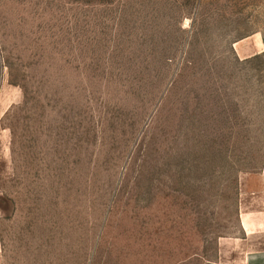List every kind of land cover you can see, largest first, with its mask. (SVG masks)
<instances>
[{
	"label": "rangeland",
	"instance_id": "rangeland-1",
	"mask_svg": "<svg viewBox=\"0 0 264 264\" xmlns=\"http://www.w3.org/2000/svg\"><path fill=\"white\" fill-rule=\"evenodd\" d=\"M254 35L264 0H0V264L230 234L237 177L264 168V52L233 50Z\"/></svg>",
	"mask_w": 264,
	"mask_h": 264
},
{
	"label": "crops",
	"instance_id": "crops-1",
	"mask_svg": "<svg viewBox=\"0 0 264 264\" xmlns=\"http://www.w3.org/2000/svg\"><path fill=\"white\" fill-rule=\"evenodd\" d=\"M233 50L237 58L247 60L264 52V41L260 36L254 35L235 43ZM6 93L7 90H3L1 106L8 102ZM3 110L4 107L0 114ZM1 135L5 136V131ZM3 146L5 150L7 144L4 143ZM12 173V162L4 153L0 157V177L10 179ZM4 198V193L0 191V201ZM0 212L7 213L3 209ZM165 242L166 248L159 246L160 242L155 239L150 241L149 264H159V259L165 256L166 262L161 260V264H264V168L257 172L242 173L237 177L236 228L230 234L217 237L211 245L203 241L199 252L192 251L191 247L187 251V247H184V251L176 253L174 240L167 238ZM182 242L185 246L188 240L182 239ZM1 249L0 239V262ZM142 252L140 248L139 252L133 254L135 259L142 261Z\"/></svg>",
	"mask_w": 264,
	"mask_h": 264
}]
</instances>
